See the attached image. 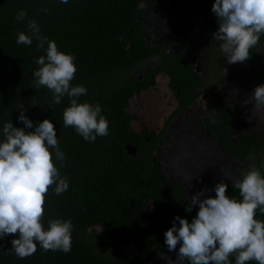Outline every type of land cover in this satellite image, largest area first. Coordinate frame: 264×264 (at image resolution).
<instances>
[{
  "label": "trees",
  "instance_id": "obj_1",
  "mask_svg": "<svg viewBox=\"0 0 264 264\" xmlns=\"http://www.w3.org/2000/svg\"><path fill=\"white\" fill-rule=\"evenodd\" d=\"M160 1L68 0L64 4L60 0H0V141L4 139V123L24 128L18 121L20 104L33 122V128L26 131H34L45 119L53 124L58 147L65 156L63 167L54 151H49L60 176L68 178L69 188L58 195L55 185L49 187L41 223L45 230L50 219H70L73 225L68 253L44 251L36 242V252L21 259L10 250L18 233L0 238V264H149L166 245L164 233L174 217L191 222L198 211L194 206L191 212L185 211L189 200L181 185L169 179L161 158L168 122L201 100L205 109L195 120L206 135H215L218 144L234 156L239 173L235 180L242 178L246 165L255 166L264 176V159L261 164L249 163L254 155L264 152V130L232 136L231 118L239 107L222 90L224 75L204 86L200 69L186 53L194 31H217V18L211 11L214 0L178 3L168 20L174 36L151 44L141 4L158 5ZM44 8L50 11H41ZM21 9L59 51L74 56L76 72L70 83L87 90L78 103L101 106L108 135L85 141L74 127L63 124L69 97L54 104L46 86L34 87L33 72L39 67L35 60L46 56L47 45L37 49L35 39L30 46L16 43L18 32L31 35L26 20L15 19ZM261 48L264 34L250 49V69L261 61ZM224 60L222 56L221 70ZM158 74L168 77L175 110L158 133L146 128L137 132L131 125L137 115L129 111V101L155 86ZM253 75L264 84V69ZM127 144L136 146L135 154L128 152ZM206 179L207 186L215 191L210 173ZM225 184L226 196L242 200L233 182ZM255 218L264 222V213L257 209ZM128 242L134 244V253L124 248ZM235 256L230 255V264H235Z\"/></svg>",
  "mask_w": 264,
  "mask_h": 264
},
{
  "label": "clouds",
  "instance_id": "obj_2",
  "mask_svg": "<svg viewBox=\"0 0 264 264\" xmlns=\"http://www.w3.org/2000/svg\"><path fill=\"white\" fill-rule=\"evenodd\" d=\"M67 4L68 0H60ZM41 11L47 13L50 9ZM217 18L218 29L213 39L220 41L221 53L228 64L244 62L250 58V49L258 45L264 34V0H214L211 8ZM17 21L26 20L27 29L17 33L18 45L30 46L35 39L37 49L45 45L46 56L35 60L39 66L34 72V87L46 86L52 92L53 103L59 104L65 96L70 106L63 112V124L72 126L85 141L92 142L97 136L108 135V121L101 115V106L87 102L78 103L80 96L86 94L84 86H73L76 67L74 56L58 50L54 41L41 35L37 22L27 19V13L17 12ZM227 68L223 69V75ZM254 109H264V84L255 87L248 100ZM18 121L24 128H16L11 122L3 125V141H0V238L9 234L18 237L11 241L17 257L23 259L36 252L39 242L44 251H71L70 219H50L47 230L41 220L43 204L49 187L55 185L54 192L62 194L69 188L68 178L61 177L52 160L51 148L55 158L63 167L64 153L58 147L53 124L45 119L39 122L34 131L33 122L24 114L23 104L18 105ZM242 200L226 196L227 185L223 182L215 186V198L204 197L206 190L192 195L186 212L198 205L196 216L189 222L179 215L174 217L172 226L164 233L168 251H175L176 260L164 254L161 258L167 264H230L229 257L236 253L235 264L256 261L264 264V222L255 218L256 210L264 213V176L259 169L251 166L242 178L233 181ZM176 221L179 222L177 226Z\"/></svg>",
  "mask_w": 264,
  "mask_h": 264
},
{
  "label": "rangeland",
  "instance_id": "obj_3",
  "mask_svg": "<svg viewBox=\"0 0 264 264\" xmlns=\"http://www.w3.org/2000/svg\"><path fill=\"white\" fill-rule=\"evenodd\" d=\"M199 0H161L158 5L145 6L143 17L150 30L151 44L161 39H169L174 32L168 26L169 14L178 3H196ZM220 41L213 39V34L203 30H196L190 37V44L186 53L192 64L198 67L202 74L204 86L217 81L223 74L220 68L222 53ZM262 59L259 63L248 67L247 60L228 64L225 57L223 69L227 68L224 75L222 90L226 97L239 108L231 118V135L240 133L257 132L264 130V109H254L253 103H243L253 93L259 81L254 77V71L264 69V49L261 48ZM176 100L168 87V77L165 74L156 76L153 87L142 90L129 101V110L137 115L132 122L133 128L138 130L143 127L162 130L167 119L175 110ZM205 102L199 101L181 114L174 116L167 124L166 143L161 161L169 178L177 181L190 201L197 191L206 190L204 197L215 198V191L207 186L206 174H211V179L216 184L231 183L238 177L235 169L237 162L234 156L227 153L217 142L215 135H206L195 119L202 115ZM212 115V113H209ZM264 152L254 155L249 163H262ZM249 170L246 165L243 172ZM198 210V205L194 206ZM130 253L135 252L132 242L123 244ZM180 247V246H179ZM179 247L175 251H168L165 245L149 264H167L161 258L166 255L175 261ZM184 264H188L185 260Z\"/></svg>",
  "mask_w": 264,
  "mask_h": 264
},
{
  "label": "water",
  "instance_id": "obj_4",
  "mask_svg": "<svg viewBox=\"0 0 264 264\" xmlns=\"http://www.w3.org/2000/svg\"><path fill=\"white\" fill-rule=\"evenodd\" d=\"M126 148H127V150H128L129 153H131V154H135V152H136V147H135L134 145L127 144V145H126Z\"/></svg>",
  "mask_w": 264,
  "mask_h": 264
},
{
  "label": "flooded vegetation",
  "instance_id": "obj_5",
  "mask_svg": "<svg viewBox=\"0 0 264 264\" xmlns=\"http://www.w3.org/2000/svg\"><path fill=\"white\" fill-rule=\"evenodd\" d=\"M129 111H130V110H129ZM130 112H132V111H130ZM133 121H134V120H133ZM133 121H132V122H133ZM167 121H168V119H167ZM167 121H166V122H167ZM132 122H131V125H132ZM132 128H133V125H132ZM144 128H146V127H143V128H141V129H138V130H136V129H134V128H133V129H134L135 131H137V132H141ZM146 129H148V130H154V129H149V128H146ZM154 131L158 133L160 130H159V131L154 130ZM167 135H168V134L166 133V134H165V137H166ZM166 139H167V137H166ZM135 147H136V146H135ZM136 150H137V149H136ZM135 153H136V152H135ZM169 179H171V178H169Z\"/></svg>",
  "mask_w": 264,
  "mask_h": 264
}]
</instances>
